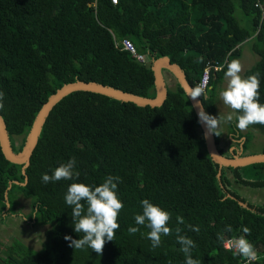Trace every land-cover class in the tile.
I'll use <instances>...</instances> for the list:
<instances>
[{
    "label": "trees",
    "instance_id": "obj_1",
    "mask_svg": "<svg viewBox=\"0 0 264 264\" xmlns=\"http://www.w3.org/2000/svg\"><path fill=\"white\" fill-rule=\"evenodd\" d=\"M124 40L133 43L145 63L124 50ZM246 44L259 60L243 76L261 73L259 102L264 104V0H119L116 5L111 0H0V91L5 93L0 114L11 146L21 152L42 107L71 83H98L154 99L152 67L164 57L183 70L193 88L209 63L222 67L211 71V88L200 96L207 114L214 115L227 65L241 58ZM235 113L229 135L237 145L235 154L241 150L246 156L251 131L263 134L264 125H250L251 131L243 133L236 127L240 113ZM218 132L219 151L231 158L220 148ZM72 157L78 177L42 181V174L51 175ZM107 176L120 178L118 196L124 204L114 241L102 254L74 249L65 236L78 240L83 233L74 230L67 190L72 183L99 186ZM234 184L264 189V163L220 169L178 82L174 88L168 85L166 101L156 108L72 93L51 111L26 169L7 160L0 145V204L21 195L32 198L24 220L51 226L40 250L18 241L6 246L9 254L0 256V264H185L176 227L195 242L192 256L201 264L248 261L225 250L218 235L226 240L244 235L257 253L252 264H264V204L247 200ZM145 199L172 213V233L162 236L156 249L147 238L150 230L134 219L143 213ZM228 225L231 232L224 231ZM130 227L140 231L130 235Z\"/></svg>",
    "mask_w": 264,
    "mask_h": 264
},
{
    "label": "clouds",
    "instance_id": "obj_2",
    "mask_svg": "<svg viewBox=\"0 0 264 264\" xmlns=\"http://www.w3.org/2000/svg\"><path fill=\"white\" fill-rule=\"evenodd\" d=\"M243 71L242 63L239 59H233L227 65L225 79L228 81L225 90L220 92V97L225 105L239 112L236 117V127L240 130L247 129L250 125H264V104L259 102V89L261 86V73L256 72L252 75L244 77L241 75ZM203 85H196L189 91V96L196 101V107L199 109V122L206 127L205 138L210 134L219 136L218 128L225 121H232V114L226 117L220 113L219 117L207 114L203 107L199 104L197 98L203 96ZM5 93L0 91V111L5 108ZM76 169V158L72 157L65 163L60 164L53 170L51 175L42 174L44 183L57 182L62 179L72 180L78 177L79 172ZM120 178L117 176H107L103 183L99 186L87 185L84 183H72L65 195V202L72 207L71 216L74 222V230L76 233H83L80 239L75 240L71 236H65V240L69 241V246L74 249H84L85 247L92 249L98 254H102L107 242L114 241L116 230L120 225L117 222L120 211L124 204L118 196V182ZM86 202V207L85 203ZM223 202V201H221ZM143 213L135 215V223L140 226L147 227V238L151 241V246L156 249L161 246L162 236H168L172 233V229L168 226L172 213L164 210L158 205H154L148 199L141 202ZM178 224H183L182 217L176 218ZM192 231L199 232V226H188ZM138 227H130L128 232L133 235L139 232ZM225 232H231L232 227L228 225ZM182 229L176 227L175 233L177 242L182 246L181 251L185 255V264H201L199 259H194L192 250L196 247L195 242L181 235ZM245 234H250V229L243 228ZM218 238L225 247L235 248L234 254L247 258L249 261L256 258V251L252 242L247 240L244 235L224 239L223 235ZM168 264H172L171 261Z\"/></svg>",
    "mask_w": 264,
    "mask_h": 264
},
{
    "label": "water",
    "instance_id": "obj_3",
    "mask_svg": "<svg viewBox=\"0 0 264 264\" xmlns=\"http://www.w3.org/2000/svg\"><path fill=\"white\" fill-rule=\"evenodd\" d=\"M152 69L155 76V86L157 92V95L154 99L140 97L98 83L76 82L65 85L63 88L58 90L56 94L51 96L48 102L42 107L27 137L26 143L23 149L21 150V152L19 153H15L11 146V140L9 137V132L7 130V125L5 123V120L0 114V145L4 156L6 157L7 160H9L12 163L24 165V169H26L30 164L31 156L38 144L43 126L48 116L50 115L51 111L62 99L75 92L85 91V92L97 93L122 102L134 103L140 107L156 108L162 106L168 96V84L164 74L165 70L171 72L174 75V77L177 79L178 83L181 85L186 95L188 96L198 117L199 109L195 106L196 101H193L189 96V91L193 87L189 84L183 70L177 64H172L170 59L167 57L156 60L153 63ZM197 100L199 104L203 107V110L206 112L201 98L198 97ZM200 129L203 132L208 153L210 154L213 161L219 165L220 169H222L223 167L238 169L253 164L264 163V154L248 155V156H242L241 154H234L231 158L223 156L219 151V147L216 143L214 134H210V136L206 139L205 138L206 127L200 123ZM221 176H222V172L220 171L219 178Z\"/></svg>",
    "mask_w": 264,
    "mask_h": 264
},
{
    "label": "rangeland",
    "instance_id": "obj_4",
    "mask_svg": "<svg viewBox=\"0 0 264 264\" xmlns=\"http://www.w3.org/2000/svg\"><path fill=\"white\" fill-rule=\"evenodd\" d=\"M239 13V12H238ZM237 13V14H238ZM240 19V13L237 15ZM243 66V71L241 75L245 73L246 70L254 66L259 57L251 51V45L246 44L243 48L242 56L239 59ZM167 84L170 88H174L178 82L174 75L169 72H164ZM228 81H224L220 84L218 90V101H217V112L214 115L219 117L220 113L225 117L229 114H232L233 118L236 116L235 110L231 109L229 106L225 105L220 97V92L225 90L227 87ZM229 121L222 123L218 131H221L222 137L220 141V148L224 150L227 154L234 155L236 150V142L231 139L229 135ZM251 131L250 129L242 130L243 133ZM252 141L246 156L248 155H259L264 151V133L258 132L256 130L251 131ZM20 141V140H19ZM19 143V142H18ZM238 154L242 155L241 150ZM229 178L234 182L230 172H228ZM233 188L247 200L257 203L264 204V189H253L242 185L234 184ZM18 195V194H15ZM11 200V199H10ZM32 198H24L21 195L16 201L11 200L10 204L5 203L6 206L0 204V256L5 258L9 254V249L6 246L14 245L19 241V244L22 242L30 250H40L45 242L46 237L44 236L45 232L51 228V226H33L28 224L24 219L28 216V213L31 210L30 202L32 203ZM10 205L12 208L10 209ZM44 240V241H43ZM42 243V245H40Z\"/></svg>",
    "mask_w": 264,
    "mask_h": 264
},
{
    "label": "built area",
    "instance_id": "obj_5",
    "mask_svg": "<svg viewBox=\"0 0 264 264\" xmlns=\"http://www.w3.org/2000/svg\"><path fill=\"white\" fill-rule=\"evenodd\" d=\"M111 2L113 4H117L119 2V0H111ZM123 48L124 50H126L127 52H129L130 54H132V56L134 58H136L137 61H139L140 63H145L146 62V59L143 55L139 54L135 48V46L133 45V43L129 40H124L123 41ZM220 71L222 70V67L218 66V65H214V64H211L209 63L204 71V74L199 82V85H203L204 87V93L208 91V89L211 88V84H210V81H211V71ZM225 250L227 251H230V252H236V249L235 248H232V249H229L227 247H225ZM255 260V259H254ZM254 260H251V261H246L242 264H252V262Z\"/></svg>",
    "mask_w": 264,
    "mask_h": 264
}]
</instances>
